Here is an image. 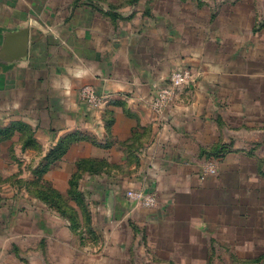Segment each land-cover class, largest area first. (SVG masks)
I'll list each match as a JSON object with an SVG mask.
<instances>
[{
    "label": "rangeland",
    "instance_id": "374dc122",
    "mask_svg": "<svg viewBox=\"0 0 264 264\" xmlns=\"http://www.w3.org/2000/svg\"><path fill=\"white\" fill-rule=\"evenodd\" d=\"M77 1L45 13L61 17ZM89 1L122 16L144 48L172 55V71L192 69L189 84L211 79L203 83L213 90L199 91L212 117L199 127V206L187 205L188 194L179 213L166 207L151 222L140 205L126 214L81 178L59 191L35 166L33 127L4 120L0 90V264H264V0ZM204 66L214 73H200ZM131 189L140 188H122L128 202ZM64 222L70 236L57 231Z\"/></svg>",
    "mask_w": 264,
    "mask_h": 264
},
{
    "label": "crops",
    "instance_id": "0c3cea01",
    "mask_svg": "<svg viewBox=\"0 0 264 264\" xmlns=\"http://www.w3.org/2000/svg\"><path fill=\"white\" fill-rule=\"evenodd\" d=\"M49 1L16 7L13 0H0V43L3 29L27 22L31 26L29 57L14 65L0 64V90L4 120L33 127L29 139L39 147L35 166L48 164L44 178L59 191L66 192L73 178H81L82 185L90 184L103 200L110 195L108 201L115 200L126 214L133 204L122 188L154 192L160 204L136 211L146 215L145 221L163 218L166 207L179 213L188 194L195 198L187 205L199 206V175L194 174L203 136L199 127L212 123L199 108V91L213 90L212 83H203L208 76L181 87L167 113L158 114L153 99L175 72L172 55L160 54L151 45L144 48V39L123 26L122 16L111 18L97 3L78 0L59 17L45 11L68 5ZM199 57L201 63H210L203 53ZM214 68L204 66L199 72L210 76ZM85 85L107 94L109 103L102 109L88 106L81 97ZM58 229L67 236L72 232L68 223Z\"/></svg>",
    "mask_w": 264,
    "mask_h": 264
},
{
    "label": "built area",
    "instance_id": "2783aa9c",
    "mask_svg": "<svg viewBox=\"0 0 264 264\" xmlns=\"http://www.w3.org/2000/svg\"><path fill=\"white\" fill-rule=\"evenodd\" d=\"M193 71L190 68H183L172 73L171 78L167 83L161 85L153 99V108L158 113L163 115L176 100L181 87L188 84L194 77ZM82 100L90 107L102 109L109 103L107 94L98 93L92 85H85L81 89ZM130 202L149 208L156 206L157 195L154 192L147 191L143 188L131 189L127 192Z\"/></svg>",
    "mask_w": 264,
    "mask_h": 264
},
{
    "label": "water",
    "instance_id": "95a60500",
    "mask_svg": "<svg viewBox=\"0 0 264 264\" xmlns=\"http://www.w3.org/2000/svg\"><path fill=\"white\" fill-rule=\"evenodd\" d=\"M0 43V64L14 65L27 60L30 52V23L19 25L15 29H3Z\"/></svg>",
    "mask_w": 264,
    "mask_h": 264
},
{
    "label": "trees",
    "instance_id": "16d2710c",
    "mask_svg": "<svg viewBox=\"0 0 264 264\" xmlns=\"http://www.w3.org/2000/svg\"><path fill=\"white\" fill-rule=\"evenodd\" d=\"M53 155H54V152L49 153L48 158H49L50 156H53ZM39 169H40V171H43V172L47 171V170H48V164H47V163L44 164L43 167H40ZM78 182H79L78 178H73V180H72V182H71V185H75V184L78 183Z\"/></svg>",
    "mask_w": 264,
    "mask_h": 264
}]
</instances>
